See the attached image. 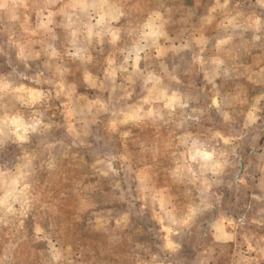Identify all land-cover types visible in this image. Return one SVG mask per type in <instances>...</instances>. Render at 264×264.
Segmentation results:
<instances>
[{"label":"rangeland","instance_id":"1","mask_svg":"<svg viewBox=\"0 0 264 264\" xmlns=\"http://www.w3.org/2000/svg\"><path fill=\"white\" fill-rule=\"evenodd\" d=\"M0 264H264V0H0Z\"/></svg>","mask_w":264,"mask_h":264}]
</instances>
